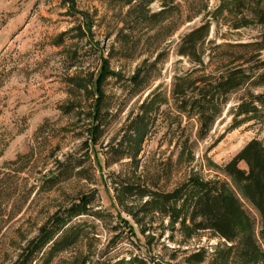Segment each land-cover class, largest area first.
<instances>
[{"label": "trees", "instance_id": "1", "mask_svg": "<svg viewBox=\"0 0 264 264\" xmlns=\"http://www.w3.org/2000/svg\"><path fill=\"white\" fill-rule=\"evenodd\" d=\"M153 1L110 0L120 11L115 36L118 47L109 49V58H132L134 53L137 56L143 32L155 30L166 21L173 7L164 2L159 11L152 12L149 6ZM61 2L69 11L76 12L75 0ZM208 16L211 20L193 28L180 40L177 54L187 58L192 66L172 77L170 98L157 86L130 111L120 133L103 149V155L109 164L124 159L136 161L142 143L155 130L161 107L173 110L167 113L166 132L170 140H175L177 155L174 163L168 165V174L174 167L184 168L187 170L185 179L168 191L162 190L157 181L141 183L114 179L116 198L123 211L137 224L140 234L148 237L149 244L156 238L153 233L160 228H163L162 233L168 232L171 240L175 234L188 241L207 233L215 244L185 252L179 263L175 262L177 256L172 250L168 259L134 255L117 260L97 257L89 261L85 257L81 264H264V141L249 140L222 165L205 156L204 166L214 172L212 178L204 177L192 167L197 143L208 137L229 97L248 86L264 84V60L260 55L264 50V33L255 42L229 45L240 49L238 52H213L212 59L217 67L207 71L211 59L204 63L203 50L211 23H222L234 31L251 26L264 29V0H219ZM167 30L169 34L173 31ZM74 31L76 35L68 37ZM86 36L80 26L72 27L58 35L53 45L62 47L66 41H81ZM64 50L69 60L77 59L76 49L65 47ZM162 56L163 53L157 54L151 63L144 59L126 79L110 68L108 57L102 59L97 73L65 77L70 99L59 105L58 110L68 123L56 127L55 122L44 121L34 131L28 151L17 154L0 168V232L9 218L23 212L41 195L54 193L71 180L90 181L88 148L100 142L112 118L105 92L107 82L111 79L125 82L128 92L136 95L145 87ZM70 66L74 67L75 63ZM229 116L231 123L227 132L250 122L263 124L264 93L246 91L230 108ZM190 122L196 126L193 136L186 133ZM73 134V138H86L82 143L86 151L81 150L80 155L62 153L61 138ZM55 139L58 141L53 143ZM53 207L33 236L21 235L17 242L10 238L14 243L13 253L0 252V264H50L87 233V218L101 220L106 215L93 204L90 196ZM123 223L127 225L126 221ZM129 230L133 231L131 227Z\"/></svg>", "mask_w": 264, "mask_h": 264}, {"label": "rangeland", "instance_id": "2", "mask_svg": "<svg viewBox=\"0 0 264 264\" xmlns=\"http://www.w3.org/2000/svg\"><path fill=\"white\" fill-rule=\"evenodd\" d=\"M75 1L76 12L73 13L61 0H0V168L17 154L28 151L34 131L44 121L55 122L56 127L68 123V119L62 117L58 110L59 105L70 99L65 77L97 73L102 59L109 58V49L118 47L115 43L119 28L118 5L110 0ZM164 2L172 6L173 10L161 27L143 32L137 56L134 53L132 58H109L110 68L126 79L144 59L151 63L157 54L163 53L161 61L151 72L140 93L131 95L125 82L113 79L107 82L105 92L112 118L100 142L88 148L90 181L71 180L62 185L60 190L41 195L25 207L23 212L9 218L0 232V252L13 253L14 243L10 242V238H15L17 242L21 235L27 238L33 236L37 227L46 219L47 211L53 210V206L67 204L82 196L92 197L93 204L106 214L105 218H87V233L73 247L59 253L50 264H81L85 257L89 261L97 257L117 260L134 255L168 259L172 250H175L177 256L175 262L179 263L185 252L215 244V240L209 239L207 233H201L188 241H183L175 234L171 240L167 231L162 233L163 228L153 233L156 238L149 244L148 237L140 234L137 224L123 211L116 198L112 184L114 179L141 183L157 181L165 191L171 190L185 179L187 170L184 168L174 167L168 174V165L174 163L177 155L175 140H170L171 136L166 132L169 117L167 113H172L173 110H168L167 106L161 107L155 130L142 143L136 161L124 159L117 164H109L103 155V149L120 133L130 111L136 109L157 86L170 98L172 77L192 66L187 58L177 54L180 40L193 28L211 20L208 15L216 8L219 0H154L149 8L152 12L159 11ZM124 11L125 9L122 13ZM76 26L86 32L87 36L83 40L66 41V45L62 47L53 45L58 35ZM167 28L173 31L169 34ZM263 33L264 29L260 26L234 31L222 23L212 22L203 50L204 63L207 64L211 59L207 71H213L217 67L212 59L213 52H238L240 49H233L229 45L255 42L260 40ZM73 35H76L75 31L68 37ZM65 47L78 51L74 62L69 60ZM260 55L264 60V50ZM71 63H75V66L71 67ZM246 91L263 94L264 84L258 87L248 86L232 94L208 137L196 145V161L192 167L206 178H212L214 172L204 166L205 156L222 165L249 140L264 141V123L250 122L227 132L231 123L229 110L245 96ZM195 129V124L190 122L186 133L193 136ZM74 136L75 134L61 138L62 153L80 155L81 150L86 151L82 144L86 138L77 139ZM220 137L221 140L209 149ZM57 141L55 139L53 143Z\"/></svg>", "mask_w": 264, "mask_h": 264}]
</instances>
